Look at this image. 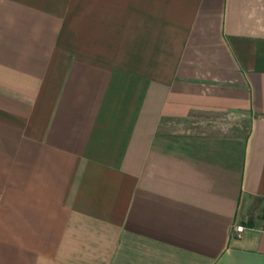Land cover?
<instances>
[{"label": "crops", "instance_id": "crops-1", "mask_svg": "<svg viewBox=\"0 0 264 264\" xmlns=\"http://www.w3.org/2000/svg\"><path fill=\"white\" fill-rule=\"evenodd\" d=\"M0 264H264V0H0Z\"/></svg>", "mask_w": 264, "mask_h": 264}, {"label": "built area", "instance_id": "built-area-1", "mask_svg": "<svg viewBox=\"0 0 264 264\" xmlns=\"http://www.w3.org/2000/svg\"><path fill=\"white\" fill-rule=\"evenodd\" d=\"M244 229V225H237L234 230L236 235L240 236L243 233Z\"/></svg>", "mask_w": 264, "mask_h": 264}]
</instances>
